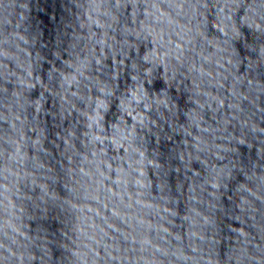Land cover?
<instances>
[{
  "label": "water",
  "instance_id": "1",
  "mask_svg": "<svg viewBox=\"0 0 264 264\" xmlns=\"http://www.w3.org/2000/svg\"><path fill=\"white\" fill-rule=\"evenodd\" d=\"M0 264H264V0H0Z\"/></svg>",
  "mask_w": 264,
  "mask_h": 264
}]
</instances>
